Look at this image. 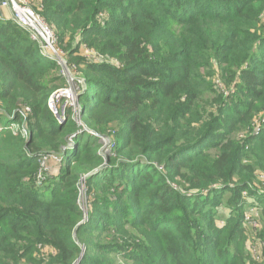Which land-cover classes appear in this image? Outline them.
I'll return each instance as SVG.
<instances>
[{"label": "trees", "instance_id": "obj_1", "mask_svg": "<svg viewBox=\"0 0 264 264\" xmlns=\"http://www.w3.org/2000/svg\"><path fill=\"white\" fill-rule=\"evenodd\" d=\"M36 2L82 122L48 105L57 62L0 19V264H264L244 225L257 208L264 245V0Z\"/></svg>", "mask_w": 264, "mask_h": 264}, {"label": "built area", "instance_id": "obj_2", "mask_svg": "<svg viewBox=\"0 0 264 264\" xmlns=\"http://www.w3.org/2000/svg\"><path fill=\"white\" fill-rule=\"evenodd\" d=\"M10 10V18L13 20L20 28L27 30L31 38L35 41H41L43 48H44V55L49 57L51 51H53L54 54H57V51L55 50V46L57 44V37L55 35V32L43 21V19L40 17V15L37 14V12L33 8V2L31 3V0H0V19H5V15L3 14L4 10ZM80 81L76 78H71V81H73V87L76 90V95L73 91V94L71 91H63L59 90L54 94V97L50 98L49 106L53 113L58 115V104L65 99L66 105L73 106L76 109V97H77V86L75 85L76 81ZM73 95V98L69 95ZM68 99H72V101H68ZM65 105V106H66ZM64 106V107H65ZM10 129L15 132L16 129L13 127H10ZM3 130V127L0 126V132ZM254 213L248 212L246 215V222L248 224H254L255 227L257 226V223L255 220H253ZM258 247L261 249L263 247V244H258ZM253 251H255V248H253Z\"/></svg>", "mask_w": 264, "mask_h": 264}, {"label": "rangeland", "instance_id": "obj_3", "mask_svg": "<svg viewBox=\"0 0 264 264\" xmlns=\"http://www.w3.org/2000/svg\"><path fill=\"white\" fill-rule=\"evenodd\" d=\"M37 0H31V3L33 2V5H36V6H39L38 5V2H36ZM39 9L41 10V7H39ZM10 11V10H9ZM11 13V12H10ZM10 15V14H9ZM43 18V17H42ZM31 36V35H30ZM55 46V50L57 51L58 55L57 54H54L53 51H51L50 55H49V59H52L54 61L57 62V64L60 66V73H59V76H61L63 78V80L65 81L67 87L62 89L63 91H71L72 94H73V91L76 95V90L74 89V85H73V81H71V78H76V79H79V80H83V76L80 72H78V69L76 68L75 65H72L71 62H70V58H68L67 56V51H65L64 49H61L59 48L58 46V40H57V44L54 45ZM40 47H41V50L44 51V48H43V45H42V42L40 41ZM80 55L84 56V58H88L89 60H94L95 58H103L102 56L98 55L96 52H94V50H90V49H86L85 47H82L80 49V52H79ZM216 79V83H219V78H214L212 77L211 80H214ZM218 79V80H217ZM78 82V81H77ZM221 83V82H220ZM73 88V91H72V88ZM58 92V91H56ZM54 92L52 94V97H54V94L56 93ZM67 96H71L73 98V95H71L69 93V95ZM206 96H208V94L206 93ZM51 97V98H52ZM56 98V96L54 97V99ZM68 101H72V99H68L66 98ZM79 100V97L77 96L76 97V112H75V119L77 120L78 123H81V118H80V108L77 106V104H79L78 102ZM50 101V100H49ZM61 108L64 107L66 105V102L65 104L63 105V102H61ZM48 105H49V102H48ZM50 107V106H49ZM25 109V112H31V109L29 106H23V110ZM264 118V115L259 113V114H256L253 116V119H252V124L254 125V127L259 124V122ZM101 140H102V144H103V148L105 147V145L107 144L108 140L110 142V139L109 137L107 136H104V135H101ZM108 138V139H107ZM110 146V144H109ZM108 145L104 148V150L108 149L109 147ZM105 152V151H104ZM210 152H214L213 149L210 151ZM244 196H247V193H244ZM83 198V197H82ZM251 212L254 213V215H257L258 214V209L257 208H252L250 209ZM223 216L225 217V211H224V214ZM246 221V220H245ZM244 225L245 227L247 228L246 229V232H248L249 234V240L248 242L250 243L251 247H250V251L248 253V255L250 256V260L249 262L251 263H260L262 262V257H263V248H264V245L263 247L260 249L258 247V244H255V243H252V242H255L257 240V237H256V231H255V225L254 224H248L247 222L245 223L244 222ZM249 245V246H250ZM253 248H255V251H253ZM252 257H254V259L256 260V262L252 261ZM120 261L121 263L124 262V260L122 258H120ZM126 264V263H124Z\"/></svg>", "mask_w": 264, "mask_h": 264}, {"label": "water", "instance_id": "obj_4", "mask_svg": "<svg viewBox=\"0 0 264 264\" xmlns=\"http://www.w3.org/2000/svg\"><path fill=\"white\" fill-rule=\"evenodd\" d=\"M81 82L84 84V86H85V81L84 80H81ZM57 118H60V116H57ZM108 139V138H107ZM109 144H110V142H109V140H108V142H107V144L105 145V147L108 145L109 146ZM104 147V148H105ZM104 148H102L103 150H104ZM97 171H99V170H97ZM96 171V172H97ZM91 174H93V173H91ZM90 174V175H91ZM85 180V178H83V180H82V182ZM81 196H83V193L81 194ZM84 213H85V218H84V220L81 222V223H84L86 220H87V211L86 210H84ZM74 238L75 239H77L76 238V230L74 231ZM83 256H84V253H82L81 254V256L78 258V260L74 263V264H79L80 262H81V260H82V258H83Z\"/></svg>", "mask_w": 264, "mask_h": 264}, {"label": "crops", "instance_id": "obj_5", "mask_svg": "<svg viewBox=\"0 0 264 264\" xmlns=\"http://www.w3.org/2000/svg\"><path fill=\"white\" fill-rule=\"evenodd\" d=\"M3 14L5 15V19H9L10 18V16H9V10H7V9H5L4 10V12H3Z\"/></svg>", "mask_w": 264, "mask_h": 264}]
</instances>
